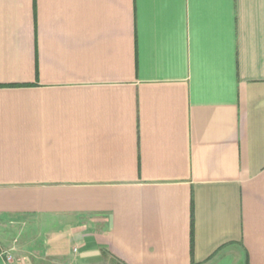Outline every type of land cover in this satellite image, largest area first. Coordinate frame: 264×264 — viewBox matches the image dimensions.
<instances>
[{"label":"crops","instance_id":"0c3cea01","mask_svg":"<svg viewBox=\"0 0 264 264\" xmlns=\"http://www.w3.org/2000/svg\"><path fill=\"white\" fill-rule=\"evenodd\" d=\"M0 264H264V0H0Z\"/></svg>","mask_w":264,"mask_h":264},{"label":"built area","instance_id":"2783aa9c","mask_svg":"<svg viewBox=\"0 0 264 264\" xmlns=\"http://www.w3.org/2000/svg\"><path fill=\"white\" fill-rule=\"evenodd\" d=\"M9 259H11V256H8Z\"/></svg>","mask_w":264,"mask_h":264}]
</instances>
